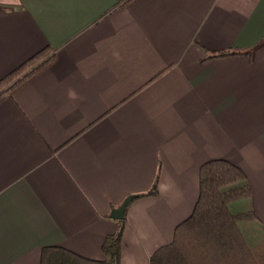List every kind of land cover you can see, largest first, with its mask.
Masks as SVG:
<instances>
[{"label": "crops", "instance_id": "obj_1", "mask_svg": "<svg viewBox=\"0 0 264 264\" xmlns=\"http://www.w3.org/2000/svg\"><path fill=\"white\" fill-rule=\"evenodd\" d=\"M44 49L0 101V264L50 245L102 259L123 218L121 264H149L211 159L245 173L233 212L263 239L264 0H0V78Z\"/></svg>", "mask_w": 264, "mask_h": 264}, {"label": "trees", "instance_id": "obj_2", "mask_svg": "<svg viewBox=\"0 0 264 264\" xmlns=\"http://www.w3.org/2000/svg\"><path fill=\"white\" fill-rule=\"evenodd\" d=\"M236 51H218L210 57L228 56ZM41 50L0 78V101L45 67L52 59ZM38 63V64H37ZM153 187L135 197L154 193ZM251 186L243 170L225 160L211 159L199 168L198 197L191 214L174 229L172 240L157 248L149 264H264V238L251 246L239 222L255 216L252 210L233 212L230 204L251 197ZM105 236L102 259L81 256L63 246L41 249L39 264H121L122 232Z\"/></svg>", "mask_w": 264, "mask_h": 264}, {"label": "water", "instance_id": "obj_3", "mask_svg": "<svg viewBox=\"0 0 264 264\" xmlns=\"http://www.w3.org/2000/svg\"><path fill=\"white\" fill-rule=\"evenodd\" d=\"M132 199V196H128L126 197L121 204L114 208L111 213L110 216L114 219H121L123 218V213H124V209L127 206V204L129 203V201Z\"/></svg>", "mask_w": 264, "mask_h": 264}, {"label": "rangeland", "instance_id": "obj_4", "mask_svg": "<svg viewBox=\"0 0 264 264\" xmlns=\"http://www.w3.org/2000/svg\"><path fill=\"white\" fill-rule=\"evenodd\" d=\"M247 202H245L244 200H237L236 202H232V204L230 205V209L231 211H234V210H237V208H239L240 206L242 207L243 204H246ZM246 225V223L244 221H240L239 222V227L242 228L243 232L245 233V235L247 237H249L250 235H248V228L249 226L247 227H244ZM260 238H264V234H262L260 236Z\"/></svg>", "mask_w": 264, "mask_h": 264}]
</instances>
